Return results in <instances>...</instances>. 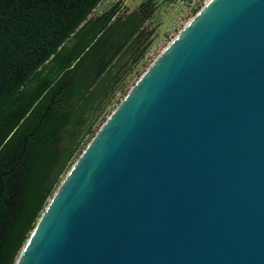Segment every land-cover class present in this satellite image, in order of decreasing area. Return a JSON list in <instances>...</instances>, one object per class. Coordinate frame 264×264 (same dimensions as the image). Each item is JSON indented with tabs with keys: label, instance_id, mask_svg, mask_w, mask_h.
<instances>
[{
	"label": "water",
	"instance_id": "95a60500",
	"mask_svg": "<svg viewBox=\"0 0 264 264\" xmlns=\"http://www.w3.org/2000/svg\"><path fill=\"white\" fill-rule=\"evenodd\" d=\"M33 38L12 51L0 42V99L10 59ZM13 172L0 175V197ZM15 264H264V0H209L188 22L89 143Z\"/></svg>",
	"mask_w": 264,
	"mask_h": 264
},
{
	"label": "trees",
	"instance_id": "16d2710c",
	"mask_svg": "<svg viewBox=\"0 0 264 264\" xmlns=\"http://www.w3.org/2000/svg\"><path fill=\"white\" fill-rule=\"evenodd\" d=\"M101 1L0 0V42L12 51L34 37L10 59L0 99V175L14 169L2 177L0 264H15L79 148L89 114L107 93L105 80L99 79L148 17L141 11L116 20L112 7L89 19ZM68 80L38 126L53 95ZM12 196L17 203L9 209Z\"/></svg>",
	"mask_w": 264,
	"mask_h": 264
},
{
	"label": "rangeland",
	"instance_id": "374dc122",
	"mask_svg": "<svg viewBox=\"0 0 264 264\" xmlns=\"http://www.w3.org/2000/svg\"><path fill=\"white\" fill-rule=\"evenodd\" d=\"M207 3L208 0H102L92 11L89 19L101 15L112 7L117 12L116 20H121L134 12L142 13L141 11H145L143 16L148 15V17L144 20L141 29L131 40V43L111 62L99 79V82L105 80L104 86L107 85V93L95 104L89 114L84 133L79 138V148L65 171L60 175L35 226L67 174L124 97L171 41ZM16 203L17 196L9 198V205L12 208Z\"/></svg>",
	"mask_w": 264,
	"mask_h": 264
},
{
	"label": "bare ground",
	"instance_id": "6f19581e",
	"mask_svg": "<svg viewBox=\"0 0 264 264\" xmlns=\"http://www.w3.org/2000/svg\"><path fill=\"white\" fill-rule=\"evenodd\" d=\"M40 219H41V218H40ZM40 219L38 220V222L40 221ZM38 222H37V223H38Z\"/></svg>",
	"mask_w": 264,
	"mask_h": 264
},
{
	"label": "built area",
	"instance_id": "2783aa9c",
	"mask_svg": "<svg viewBox=\"0 0 264 264\" xmlns=\"http://www.w3.org/2000/svg\"><path fill=\"white\" fill-rule=\"evenodd\" d=\"M209 1V0H208Z\"/></svg>",
	"mask_w": 264,
	"mask_h": 264
}]
</instances>
